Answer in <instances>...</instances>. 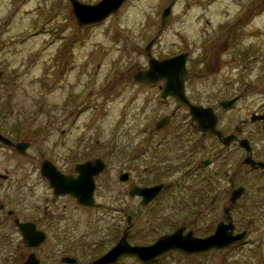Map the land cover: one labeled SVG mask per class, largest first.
<instances>
[{
	"label": "rangeland",
	"instance_id": "rangeland-1",
	"mask_svg": "<svg viewBox=\"0 0 264 264\" xmlns=\"http://www.w3.org/2000/svg\"><path fill=\"white\" fill-rule=\"evenodd\" d=\"M152 37V56L190 51L191 75L199 77L202 97L210 103L217 102L225 87L245 92L226 112L225 128L248 116L259 102L255 94L264 88V0H124L102 21L82 25L76 23L69 0H0V123L28 140L33 155L66 170L86 156L106 159L96 191L103 207L119 205L118 191L123 188L158 176L141 175L144 164L153 167L158 159L154 156L148 163V158H141V140L167 109L158 102L156 88L143 87L132 78L150 56L145 45ZM121 171L127 172L128 181L118 179ZM181 171H173L169 179L181 177ZM241 176L249 190L241 200L243 209L234 213L245 221L253 214L250 189L264 182V175ZM214 184L223 190L227 183L215 179ZM194 187L176 188L159 209L142 217L140 212L129 240H153L190 213L194 220ZM124 200L132 209L138 205L131 197ZM108 210H66L60 231L52 226L38 254L45 256L47 249L53 256L64 248L79 257L78 264L86 263L126 223L121 212ZM209 213L210 219L215 212ZM204 221H198L199 229ZM243 240L204 254L174 250L146 264H264V213L248 226ZM16 251L19 262L24 251ZM46 259L42 264H52ZM142 263L128 257L116 264Z\"/></svg>",
	"mask_w": 264,
	"mask_h": 264
},
{
	"label": "flooded vegetation",
	"instance_id": "flooded-vegetation-1",
	"mask_svg": "<svg viewBox=\"0 0 264 264\" xmlns=\"http://www.w3.org/2000/svg\"><path fill=\"white\" fill-rule=\"evenodd\" d=\"M168 5L170 11L171 3H168ZM162 17H165L163 13ZM153 40H156V37H152L145 45L149 55ZM180 52H185L186 57L187 75L183 81V92L186 102L172 93L163 92L165 77H158L156 80L150 81L135 80L136 83L141 84L143 87L156 88L155 93H157L158 102L163 103L161 105L166 106L167 109V111L160 113L152 121L148 131H146L148 132V137L144 135L141 140V158H148V163H151V159L154 156L158 158L154 162L153 167L144 164L141 168V175L158 176L154 177V180H142L140 184L132 183L130 187L118 191L117 197H121V199L117 206L107 204L103 207L104 203L98 201L96 198V191L100 185L99 179L103 176L99 174L108 165L106 159L100 156H86L84 159L75 161L72 170H66L47 157L39 158L33 155L29 150L31 145L28 140L18 138L16 131L7 129L8 124L0 123V264H23L31 252H34L38 257L39 264H42L46 257L48 258L46 260H52V264H78L80 261L79 257L73 252L67 253L64 248L53 251V256L47 249H45L47 251L44 250L45 256L42 257L38 254L40 248L50 238L52 226L56 227L57 233L60 231V222L65 218L66 210L76 212L82 209L93 211L97 207L102 209L108 208V211L121 212L126 221L122 225L120 233L115 235L116 238H111L105 249L84 264H87L112 247L124 231L127 232L126 237L128 242L132 244H146L154 241L159 235L172 232L179 227L181 228L182 235L191 232L193 236L204 237L214 231L218 222L223 221L227 223L231 221L233 232L245 230L246 235L248 226L263 215L264 182L256 183L250 189L252 191L253 214L244 221L242 220L243 215L237 216L234 212H236V209H243L241 207V200L249 190L248 183L242 181L241 175H264V88H260L258 93L255 94L259 102L254 104L248 116L239 118V121L234 123L232 128H225L224 120H227L226 112L234 109L235 105H238L245 92L241 90L231 92L225 87V91H223L217 102L210 103L208 99L202 97V91L198 85L199 77L191 75V70L188 66L189 50L170 52L156 58L161 59ZM148 64L149 60L141 62V70L146 69ZM199 71L201 70L199 69ZM230 99H233L232 102L225 106L221 103ZM251 101L249 100V102ZM167 103H172V105H168ZM191 105H199L201 107L211 106L216 115L215 129L213 131L209 130V128H201L198 125L197 119L192 115ZM247 126L248 128H246ZM145 128L146 124L142 123L141 132H144ZM170 131L173 134H169ZM157 136H159L158 139L156 138ZM25 157L26 159H24ZM95 157L103 159L105 167L92 176L94 183L92 189L93 202L88 204L69 188L72 186H79L80 188L82 183H88L87 180L81 177L76 180L74 179L79 176L75 165L78 162ZM44 160H49L57 170L66 175L43 174L41 169ZM175 170H182L180 172L182 176L173 180L169 179V176ZM122 172L119 173L118 179L121 182L128 181L129 175H120ZM122 176L125 177L122 178ZM215 179L221 184L227 183L224 185L223 190L215 189L217 185L214 184ZM156 184H161V188L147 200L143 197V194L130 193L133 185L147 187ZM194 184L193 191L195 192V196L193 192L192 205H195V208H197V218L194 217V220H192L190 215L193 214L190 213L186 217L188 218L187 220L183 217L169 231L160 233L153 240H139L138 242L129 240V237H134L132 228L140 212L142 217L146 213L159 209L162 202L166 201L165 198H173L176 188L181 190L183 187L189 188ZM211 184H214L212 193H210L211 188H209ZM238 187H243L242 192L234 200H231L230 196L232 192ZM126 196L138 202V205L132 209L131 205L127 204L124 200ZM179 207L180 210L182 208L185 209L184 205L183 207L181 205ZM210 209L215 213L209 219ZM77 219L78 217L75 218L76 221ZM203 219H205L204 227L199 229L198 221ZM112 232L116 231L112 230ZM41 235L42 238L38 241L37 239ZM56 237L60 239V234ZM243 238L230 245L244 242ZM35 241H38L36 245L26 244V242ZM222 247H211L206 250L191 252L175 248L167 250L153 259L160 258L174 250L188 254H204L208 253L211 249ZM17 248H21L24 251L22 253L23 258L19 262ZM66 248L68 250L70 247ZM66 257H71L72 260H66ZM128 257H134L141 261L136 255L123 254L115 261L103 264H116L119 260Z\"/></svg>",
	"mask_w": 264,
	"mask_h": 264
},
{
	"label": "water",
	"instance_id": "water-1",
	"mask_svg": "<svg viewBox=\"0 0 264 264\" xmlns=\"http://www.w3.org/2000/svg\"><path fill=\"white\" fill-rule=\"evenodd\" d=\"M124 0H98L93 3L83 2L81 0H70L72 11L75 15L78 24H85L96 22L104 19L111 12H116ZM169 11V5L163 10V15ZM185 52H180L173 56L165 58H149L148 67L144 70H137L133 74L135 80L150 81L156 80L158 77H165L164 93H172L178 98L186 102L183 92V81L187 75ZM233 99L222 101L225 106L232 102ZM191 112L194 118L197 119L198 125L201 128H209L213 131L216 123V115L211 106L201 107L191 105ZM203 109V110H202ZM105 167V162L99 157L78 162L75 169L78 171L77 178H83L88 183H82L79 186H72L69 189L75 193L81 200L91 204L93 202L92 189L94 187L93 175L100 172ZM42 173L45 175H66L57 170L55 166L49 161L42 162ZM120 175H127V172H122ZM125 176H122L124 178ZM51 178V177H50ZM86 186V187H85ZM161 184L142 187L141 185H133L131 187V194H143L147 200L158 192ZM82 189V190H80ZM87 189V190H86ZM243 190V187L236 188L230 198L234 200ZM83 191V192H82ZM245 235V230L233 232V224L231 221H220L212 233L207 236H193L191 232L182 235L181 228H176L172 232L159 235L154 241L146 244H132L127 240V232L124 231L118 241L105 251L100 256L94 258L87 264H103L115 261L120 255L131 254L136 255L141 261H149L163 252L180 248L186 251H200L211 247L229 246L236 240H240ZM42 235L38 237V241ZM38 241L26 242L27 245H36ZM66 260H72L71 257H66ZM23 264H39V259L34 252L29 253Z\"/></svg>",
	"mask_w": 264,
	"mask_h": 264
},
{
	"label": "trees",
	"instance_id": "trees-1",
	"mask_svg": "<svg viewBox=\"0 0 264 264\" xmlns=\"http://www.w3.org/2000/svg\"><path fill=\"white\" fill-rule=\"evenodd\" d=\"M149 261H146V262H143L142 264H146V263H148Z\"/></svg>",
	"mask_w": 264,
	"mask_h": 264
}]
</instances>
